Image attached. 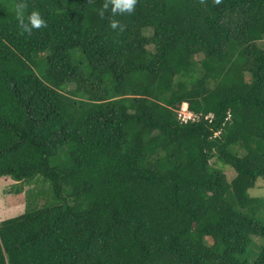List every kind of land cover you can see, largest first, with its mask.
Wrapping results in <instances>:
<instances>
[{
  "label": "trees",
  "instance_id": "obj_1",
  "mask_svg": "<svg viewBox=\"0 0 264 264\" xmlns=\"http://www.w3.org/2000/svg\"><path fill=\"white\" fill-rule=\"evenodd\" d=\"M112 7L0 0V264H264V0Z\"/></svg>",
  "mask_w": 264,
  "mask_h": 264
},
{
  "label": "rangeland",
  "instance_id": "obj_2",
  "mask_svg": "<svg viewBox=\"0 0 264 264\" xmlns=\"http://www.w3.org/2000/svg\"><path fill=\"white\" fill-rule=\"evenodd\" d=\"M181 105L180 110H183ZM216 167L221 169L230 181L235 177V172L228 165L217 162ZM20 188V193L15 190ZM251 197L264 198V179L258 178L253 188L248 190ZM50 185L36 176L29 183L16 184L10 177H0V221L16 217L24 212L25 208L41 207L50 201ZM259 216L264 218V210ZM258 243L263 241L258 239ZM251 259V258H250Z\"/></svg>",
  "mask_w": 264,
  "mask_h": 264
},
{
  "label": "clouds",
  "instance_id": "obj_3",
  "mask_svg": "<svg viewBox=\"0 0 264 264\" xmlns=\"http://www.w3.org/2000/svg\"><path fill=\"white\" fill-rule=\"evenodd\" d=\"M135 3L136 0H112V11L115 12L117 10H127L131 12ZM104 7H108L107 3L104 5ZM101 15H103V12H101ZM18 16L20 17L19 22L25 31L30 32L32 27L39 28L41 25L45 24V21L41 18L40 13L38 11L31 12L28 18V23H25L22 13H18ZM116 23V21H113L112 27H116Z\"/></svg>",
  "mask_w": 264,
  "mask_h": 264
},
{
  "label": "built area",
  "instance_id": "obj_4",
  "mask_svg": "<svg viewBox=\"0 0 264 264\" xmlns=\"http://www.w3.org/2000/svg\"><path fill=\"white\" fill-rule=\"evenodd\" d=\"M183 105L185 108H183V110H179L178 119L182 122H187V120H189V119L193 120L195 118V116H193V114L188 111L187 105H185V104H183Z\"/></svg>",
  "mask_w": 264,
  "mask_h": 264
}]
</instances>
